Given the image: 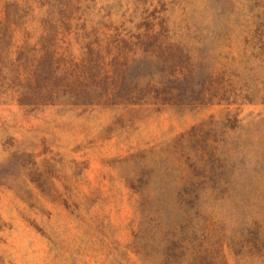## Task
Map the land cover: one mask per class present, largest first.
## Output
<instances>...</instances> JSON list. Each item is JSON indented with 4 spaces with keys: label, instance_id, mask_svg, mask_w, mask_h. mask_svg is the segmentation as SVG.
Listing matches in <instances>:
<instances>
[{
    "label": "trees",
    "instance_id": "obj_1",
    "mask_svg": "<svg viewBox=\"0 0 264 264\" xmlns=\"http://www.w3.org/2000/svg\"><path fill=\"white\" fill-rule=\"evenodd\" d=\"M170 3L0 0V105L262 106L247 122L228 110L231 133H194L197 182L156 188L136 237L149 229L162 264H264V0Z\"/></svg>",
    "mask_w": 264,
    "mask_h": 264
},
{
    "label": "rangeland",
    "instance_id": "obj_2",
    "mask_svg": "<svg viewBox=\"0 0 264 264\" xmlns=\"http://www.w3.org/2000/svg\"><path fill=\"white\" fill-rule=\"evenodd\" d=\"M228 110L247 122L263 107L28 112L0 105V264H162L149 229L136 237L149 199L156 188L197 182L190 176L205 163L188 161L183 147L194 133L199 140L231 133Z\"/></svg>",
    "mask_w": 264,
    "mask_h": 264
}]
</instances>
